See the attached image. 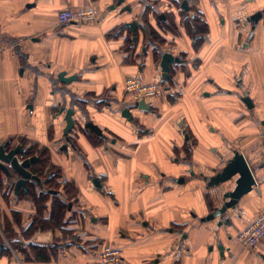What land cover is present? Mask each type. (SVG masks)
<instances>
[{
  "label": "crops",
  "instance_id": "0c3cea01",
  "mask_svg": "<svg viewBox=\"0 0 264 264\" xmlns=\"http://www.w3.org/2000/svg\"><path fill=\"white\" fill-rule=\"evenodd\" d=\"M178 3L0 0V145L42 157L44 164L31 168L35 175L50 166L62 172L60 179L57 173L52 181L42 179L43 187L29 180L27 191L16 192L0 170V224L13 236L12 253L7 246L0 264H96L95 238L120 246L123 264H217L207 246L221 219L200 218L221 206L225 189L207 188L203 177L222 169L234 150L245 155L257 185L223 228L235 234L264 210V28L237 29L244 16L236 8L219 26L204 2L210 29L196 42L175 15ZM189 5L196 9L195 0ZM89 6L97 9L96 22L58 24L60 10ZM159 14L177 32L158 26ZM132 21L154 30L138 28L135 43L132 30L123 27ZM151 34L164 42L146 49ZM162 51L185 57L167 84L157 63ZM130 75L159 82L164 97L147 99V110L134 106L143 100L132 102L125 94ZM243 93L252 109L240 100ZM67 109L76 112L71 143L64 136ZM86 122L107 139L85 130ZM135 123L145 132L139 134ZM181 177L183 184L169 179ZM67 196L71 204L62 224L82 220L85 228L75 232L80 237L64 240L71 228L62 225L27 238L33 220L50 224L54 203ZM31 240L47 245L48 260L35 259L26 246ZM257 248L264 252V244Z\"/></svg>",
  "mask_w": 264,
  "mask_h": 264
},
{
  "label": "water",
  "instance_id": "95a60500",
  "mask_svg": "<svg viewBox=\"0 0 264 264\" xmlns=\"http://www.w3.org/2000/svg\"><path fill=\"white\" fill-rule=\"evenodd\" d=\"M124 1L125 0H117V3L118 5H121ZM186 4H188V1L183 0L181 2V7L184 8V5ZM131 9L132 7L130 5L125 6V10L130 12ZM138 24L139 23L137 21H132L123 26L124 28L128 27L132 30V32L134 33L133 40L135 43L138 42ZM159 54V58L157 57V63L159 64V70L161 71L163 77V83L167 84L168 79H173V75L169 74L171 69H175L176 65L181 63V60L171 52L162 51V53ZM66 75V72H62L59 77L61 79H64ZM73 79H75V77L70 78V80ZM65 81L69 80L67 79ZM239 98L247 106V108L252 109L254 107L253 100L250 98L248 93H243L242 95L240 94ZM134 106L145 110L149 108L145 104L144 100L140 103L135 104ZM75 113L76 112L74 109L66 110L67 125L64 129V136L65 139L70 143L72 141L70 134L76 126ZM124 114L129 115V109H126V112H124ZM84 129L95 132L101 139H107L103 130L93 122H86L84 124ZM25 154L26 153L24 152L23 148L20 146L8 150L7 144L0 145V170L5 173L7 179L9 180L8 186H13L16 192H18L20 188L27 191V182L29 180H34L38 184V186L43 187L42 178L38 175L33 174L31 171L33 164L37 163L40 159L37 156H29L25 157L24 159L21 158V156L23 157L25 156ZM15 175L18 177L17 180H13ZM203 178L206 181L207 188L223 187V189L225 190L222 193L223 202L221 206L219 208H216L212 214H209L205 218H202V221H209L218 217L220 219L225 218L227 219V221H230L231 214L229 212H234L237 205L239 204V201L244 196L250 194L254 190V187L257 185V181L255 179L253 171L251 170V167L247 162L245 155L239 150H234L233 157L227 161L222 169L216 171L213 176ZM49 179H51V176H49ZM171 180L175 183L183 184L186 178H171ZM93 183L98 188H102V185L98 178H95L93 180ZM39 234L40 232L37 233V235ZM31 241L28 243H33V241ZM6 248V243L1 242L0 254Z\"/></svg>",
  "mask_w": 264,
  "mask_h": 264
},
{
  "label": "flooded vegetation",
  "instance_id": "af4514ba",
  "mask_svg": "<svg viewBox=\"0 0 264 264\" xmlns=\"http://www.w3.org/2000/svg\"><path fill=\"white\" fill-rule=\"evenodd\" d=\"M177 1L179 3L175 8V15L179 16L180 23L184 28H186V30L188 29V31L193 34L196 42L199 39H203V37L209 33L210 29L209 22L206 19V8H203L204 2L207 4L208 10L213 11L214 15L217 17L219 26L225 24L224 14L236 8L237 11L244 16L242 20H238V22L235 23L237 29L241 27H248V29L254 33V31L259 26L264 28V0H195L196 9L192 8V6L189 5V2L192 0H187L188 4L184 5V8L181 7V2L183 0ZM152 7L150 6V8ZM156 22H158V26H160L164 30L177 32V27L170 24L164 14H159L156 18ZM141 27L146 29L150 33L154 30L151 27V24L149 25V23L142 24V26L141 24H138V28L141 29ZM148 39V42H145L146 49L151 44L155 46L164 42V40L158 39L156 35L153 36L152 34ZM178 58H180L181 63L185 61V57L183 54H181ZM179 64L177 66H179ZM172 75L174 76L173 70ZM135 126L139 134H142L146 130L145 128L139 126L137 123H135ZM169 179L171 180V178ZM213 212L214 211L211 210V212H209L206 216L212 214ZM206 216L201 217L200 222L204 223L212 221H202V218H205ZM231 223V219L230 221H227V219L225 218L221 219L218 222V230L220 231L214 233L215 242L207 246V254L209 256L212 255L211 257L213 261L216 259L217 264H264L263 251H260L258 248L245 249L237 240L238 230L235 232V234H232L224 229V226H230ZM222 233L224 234L222 235ZM262 244H264V242H262L260 245ZM232 245L234 246V249L230 247Z\"/></svg>",
  "mask_w": 264,
  "mask_h": 264
},
{
  "label": "built area",
  "instance_id": "2783aa9c",
  "mask_svg": "<svg viewBox=\"0 0 264 264\" xmlns=\"http://www.w3.org/2000/svg\"><path fill=\"white\" fill-rule=\"evenodd\" d=\"M97 16L98 12L94 6L80 9L65 8L57 13L59 25L93 23L97 21ZM124 91L132 102L164 97V89L159 82H146L142 78L132 75L125 79ZM237 240L245 249L256 248L263 242L264 210H260L253 221L237 233ZM95 259L96 264H123V250L120 246L103 243L97 248Z\"/></svg>",
  "mask_w": 264,
  "mask_h": 264
},
{
  "label": "trees",
  "instance_id": "16d2710c",
  "mask_svg": "<svg viewBox=\"0 0 264 264\" xmlns=\"http://www.w3.org/2000/svg\"><path fill=\"white\" fill-rule=\"evenodd\" d=\"M130 41V40H129ZM25 157L28 156V155H34L31 152H25ZM39 154L41 156H45L47 154L46 150L45 149H42L39 151ZM40 160L37 162V165H42V163L44 164V161H43V158L42 157H39L37 156ZM43 168H41V170H37V171H34V173H36L39 177H41L42 179H47L46 181H52L54 178V176L56 174H52L54 175L51 180L49 179V171L46 172L45 175L44 172H42ZM45 182V180H43ZM66 187V186H65ZM44 199H41V201L43 202ZM57 203H54V210L52 211V214H51V221L50 224L49 223H46L44 221H38L36 222L37 220H33V222L30 224L29 226V229L28 231L26 232V237L29 238L33 235V233L41 228V229H53V228H60L63 224V221L65 220V214H66V211H67V208H68V204L65 200L63 199H57L56 200ZM41 210V209H39ZM36 222V223H35ZM26 246L29 247V250L31 251V253L35 256V259L36 260H40V261H46L49 259V252L47 250V245H43V244H37V243H31V244H27ZM22 252L25 254L26 253V247H22L21 248ZM21 252V253H22ZM27 254V253H26Z\"/></svg>",
  "mask_w": 264,
  "mask_h": 264
},
{
  "label": "rangeland",
  "instance_id": "374dc122",
  "mask_svg": "<svg viewBox=\"0 0 264 264\" xmlns=\"http://www.w3.org/2000/svg\"><path fill=\"white\" fill-rule=\"evenodd\" d=\"M49 169H50V171H49L50 175L49 176H51V178L54 176L52 174H55V173H57V177H59V179L62 177V172L59 171L58 167L52 168L50 166ZM45 171H47L46 168H45ZM45 174H46V172L43 175H45ZM64 180L65 179H63L62 181L65 182ZM60 181L61 180H59V183L56 180L54 182L55 187H57V189L58 188H61V186H60L61 182ZM65 201L67 202V204H71V200H70V198L68 196L65 198ZM80 221H82V220H79V222H75L74 221L75 223H73V222H70V221L67 220L66 223L63 224V225H65L66 228L68 226L71 228V229L68 228V229L65 230V232H67V233H64V236L62 237V238H64V240H71L73 237H75V238H79L80 237L75 232H78V231L81 232V227L85 228V226H86V225L82 224ZM6 229L7 228L5 227V225H1L0 224V243L1 242H5L6 245L9 247V249L10 248L13 249V246H12L13 244L10 243V240H11L10 238H12L13 236L10 235V233H8ZM99 240L100 239L97 240V238H95L93 240V242H90L91 243V246H93L95 250H97V248L99 247V245H101L103 243H109V242H103V241H99ZM110 243L112 244V242H110ZM17 248H19V246H17ZM11 249L9 251L12 253V250ZM6 252L9 253L8 250Z\"/></svg>",
  "mask_w": 264,
  "mask_h": 264
}]
</instances>
